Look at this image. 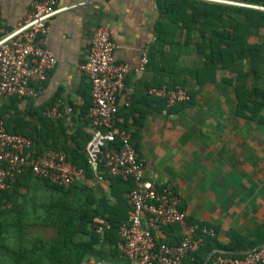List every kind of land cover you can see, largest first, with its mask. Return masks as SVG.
<instances>
[{
  "label": "crops",
  "instance_id": "obj_1",
  "mask_svg": "<svg viewBox=\"0 0 264 264\" xmlns=\"http://www.w3.org/2000/svg\"><path fill=\"white\" fill-rule=\"evenodd\" d=\"M220 1L264 9V0ZM29 2L0 0V35L9 33L23 19ZM56 8H68L50 19L44 39L56 65L36 98H0V126L34 144V133L40 129L38 119L60 102L61 116L50 121L55 127L57 121L62 123L59 127L68 149H83L92 128L85 117L90 82L80 67L87 59L95 30L104 27L114 46L115 62L129 68L113 129L118 139L124 137L132 144L142 160L143 178L158 189L173 190L188 223L212 227L218 244L228 245L232 236H238L245 243H257V248L264 246V122L260 120L264 112L257 118L240 112L228 82L233 75L201 72L196 82L194 71L200 70L203 62L195 40L186 45L183 39L178 44L168 40L163 45L165 57L153 64L148 59L144 69L137 71L142 53H148L156 40L159 0H56ZM174 81L184 84L188 102L166 107L164 100L148 95L149 88H171ZM68 108L71 114L65 113ZM72 187V204L84 200L85 191L87 204L100 209L101 218L129 219L128 180L114 181L103 170L98 175L91 173L90 178L84 175ZM59 198L53 187L28 175L0 194V264H48L47 241L55 233L40 226L32 232L30 225L45 223L44 208ZM183 234L178 226L164 229L165 241L170 244L179 243ZM103 239H99L94 256L82 264H131ZM228 252L240 253L237 256L247 253Z\"/></svg>",
  "mask_w": 264,
  "mask_h": 264
},
{
  "label": "built area",
  "instance_id": "obj_2",
  "mask_svg": "<svg viewBox=\"0 0 264 264\" xmlns=\"http://www.w3.org/2000/svg\"><path fill=\"white\" fill-rule=\"evenodd\" d=\"M205 1L264 10L231 1ZM66 9H57L56 0H30L23 19L9 33L0 35V98L37 97L39 87L56 65L54 56L44 45L48 23L55 14ZM113 49L107 29L98 27L91 38L87 59L80 67L90 82V106L85 117L92 134L85 146L86 163L91 172L98 175L102 158L103 167L111 177L132 183L127 195L130 217L118 227V253L131 264H182L192 259L206 238L215 236V230L205 224L188 223L178 195L171 189H158L143 178V162L127 139L120 138L121 147L117 150H104L106 144L116 139L113 120L129 74L126 65L115 62ZM147 60L148 53L144 51L137 71L144 69ZM147 92L149 96L164 100L166 107L189 101L188 93L180 87L161 86L149 88ZM128 105L127 102L125 106ZM61 108V103L55 102L44 116L57 119L61 116ZM65 113L71 114L72 110L65 109ZM32 146L29 139L9 134L0 126V194L10 191L26 174L60 188L84 178V170L70 164L63 152L44 149L33 157ZM93 225L95 234L102 240L110 229L109 223L96 217ZM171 226L184 230L177 244L165 241L164 229ZM208 264H264V246L243 257L212 256Z\"/></svg>",
  "mask_w": 264,
  "mask_h": 264
},
{
  "label": "trees",
  "instance_id": "obj_3",
  "mask_svg": "<svg viewBox=\"0 0 264 264\" xmlns=\"http://www.w3.org/2000/svg\"><path fill=\"white\" fill-rule=\"evenodd\" d=\"M159 10L160 22L155 43L148 51V63L153 64L157 58L165 57L163 45L168 40L178 44L179 40L183 39L186 45L187 42L195 40L196 52L203 62L202 68L194 71L195 81L199 82L201 72L231 73L233 78L228 82L233 86L240 112H247L252 118H257L261 112H264V11L205 0H159ZM170 86L185 90L184 84L180 81H174ZM260 120L264 122V118ZM38 122L40 129L34 133L36 139L31 150L33 157L40 155L44 149L63 152L70 164L83 169L86 178H90L92 172L85 158V146L90 137L83 149L78 147L70 150L61 135L63 131L59 127L62 125L61 122L57 121L56 127L55 123L45 117L38 119ZM120 147L121 141L116 137L114 142L106 144L104 150L112 151ZM103 170H105L103 159L100 158L98 171ZM118 180L120 178H114V181ZM43 182L59 192L60 198L56 203H50L44 208L47 214L45 223L30 225L31 231L40 226L55 233V237L47 241L48 264H82L84 260L95 254L99 238L95 234L93 219L103 217V213L100 209H92L87 204V194L84 190V200L80 203L70 202L72 186L75 183L67 188H60L46 181ZM120 200L126 203L124 199ZM127 220L117 221L114 218L106 220L110 229L103 241L111 245L115 251L119 242L118 227ZM79 235L83 236V239H77ZM230 239V243L223 246L213 238H206L204 245L191 260H188L189 263L202 264L205 257L213 250L249 252L258 245L254 242L245 243L238 236H232ZM31 253L33 254L34 251ZM218 255L243 257L220 253H214L213 257ZM35 260L37 257L31 258L32 262Z\"/></svg>",
  "mask_w": 264,
  "mask_h": 264
},
{
  "label": "water",
  "instance_id": "obj_4",
  "mask_svg": "<svg viewBox=\"0 0 264 264\" xmlns=\"http://www.w3.org/2000/svg\"><path fill=\"white\" fill-rule=\"evenodd\" d=\"M213 252H210L207 256H206V258H205V260L203 261V263L202 264H208L209 263V261L211 260V258H212V256H213ZM225 254H228V255H231V256H237V255H239L240 253H238V252H225ZM243 255H245V254H243Z\"/></svg>",
  "mask_w": 264,
  "mask_h": 264
}]
</instances>
